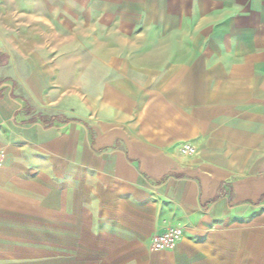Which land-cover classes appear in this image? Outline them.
<instances>
[{
    "label": "crops",
    "instance_id": "crops-1",
    "mask_svg": "<svg viewBox=\"0 0 264 264\" xmlns=\"http://www.w3.org/2000/svg\"><path fill=\"white\" fill-rule=\"evenodd\" d=\"M109 1L179 34L109 61L97 119L35 110L0 40V264H264V0Z\"/></svg>",
    "mask_w": 264,
    "mask_h": 264
},
{
    "label": "rangeland",
    "instance_id": "rangeland-1",
    "mask_svg": "<svg viewBox=\"0 0 264 264\" xmlns=\"http://www.w3.org/2000/svg\"><path fill=\"white\" fill-rule=\"evenodd\" d=\"M108 2L0 0V40L9 41L14 55L15 87H21L35 110L47 107L58 115L72 111L79 118L97 119L99 99L102 106L112 104L121 82L116 79L120 65L109 61L133 50L138 55L146 51L130 48L129 41H160L163 35L173 40L179 34L146 30V17L133 22L111 14L113 4Z\"/></svg>",
    "mask_w": 264,
    "mask_h": 264
},
{
    "label": "built area",
    "instance_id": "built-area-1",
    "mask_svg": "<svg viewBox=\"0 0 264 264\" xmlns=\"http://www.w3.org/2000/svg\"><path fill=\"white\" fill-rule=\"evenodd\" d=\"M195 146L191 143H185L181 147L184 155H192L195 153ZM6 153L0 147V169L4 166ZM184 235V227L181 225L171 226L164 232L154 235L150 240L149 248L153 252L173 249Z\"/></svg>",
    "mask_w": 264,
    "mask_h": 264
}]
</instances>
